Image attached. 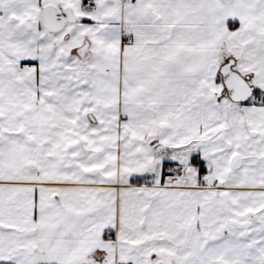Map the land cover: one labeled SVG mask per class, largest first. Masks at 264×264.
<instances>
[{"label": "snow or ice", "instance_id": "6c2138e0", "mask_svg": "<svg viewBox=\"0 0 264 264\" xmlns=\"http://www.w3.org/2000/svg\"><path fill=\"white\" fill-rule=\"evenodd\" d=\"M0 264H264V0H0Z\"/></svg>", "mask_w": 264, "mask_h": 264}]
</instances>
